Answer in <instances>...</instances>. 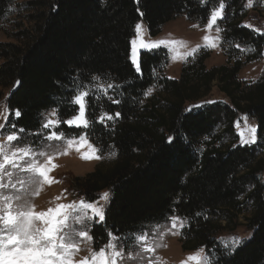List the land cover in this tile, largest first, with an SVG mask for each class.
I'll list each match as a JSON object with an SVG mask.
<instances>
[{
  "label": "trees",
  "instance_id": "trees-1",
  "mask_svg": "<svg viewBox=\"0 0 264 264\" xmlns=\"http://www.w3.org/2000/svg\"><path fill=\"white\" fill-rule=\"evenodd\" d=\"M11 1L0 0V23ZM221 2L225 14L219 25L228 64L209 68L210 51L204 50L173 79L164 74L168 50L157 48L140 53L137 71L130 52L140 20L156 36L180 14L206 22ZM243 8L244 0H54L31 31H22L16 42H0V86L10 89L9 125L24 133L38 132L43 114L56 109L61 122L57 130L63 135L86 132L101 153L105 146L116 149L110 167L99 164L70 183L88 201L111 190L104 221L91 228L95 247L103 246L109 233H134L176 215L186 219L182 250L204 249L211 264H264V183L256 177L264 168L260 143L227 149L214 145L226 136L237 137L239 113L257 120L258 136L264 140V77L247 85L239 81L245 62L234 53L240 44L253 50L247 61L259 58L264 34L243 25ZM93 77L117 87L106 96H88V128L69 126L64 121L77 113L78 106L71 103L77 85ZM214 85L229 104L188 108ZM152 87L156 91L148 95ZM17 110L19 117L14 115ZM104 113L114 119L100 123ZM248 204L252 215L247 224L253 234L228 251L217 235L235 230Z\"/></svg>",
  "mask_w": 264,
  "mask_h": 264
},
{
  "label": "rangeland",
  "instance_id": "rangeland-1",
  "mask_svg": "<svg viewBox=\"0 0 264 264\" xmlns=\"http://www.w3.org/2000/svg\"><path fill=\"white\" fill-rule=\"evenodd\" d=\"M37 1V2H36ZM202 3H206L207 0H200ZM54 0H12L8 7V12L0 23V42H16L22 31H31L32 27L36 25V21L39 22L38 17L42 13H47L52 9ZM221 4V3H220ZM220 4L216 6L213 10L219 8ZM213 12V11H212ZM212 14V13H211ZM225 14V3H223V16ZM244 19L242 21L243 25L254 29L258 33L264 34V0H244V8L242 10ZM222 18H218L215 23L211 22V15L209 19L202 23L199 20L190 19L185 13L174 17L172 20L166 22L161 27V32L153 36L144 20H140L134 30V35L131 38V52L130 58L135 67L139 64L140 53L144 50H152L157 48H165L169 52V62L164 69V74L169 78L177 79L180 76L183 65L186 62L197 57L202 51H210V57L206 60V65L211 68L214 66H220L223 64H228L229 58L225 51V45L222 39V30L219 25V21ZM37 22V23H38ZM211 24V27L209 25ZM137 25L141 28L137 32ZM219 29V30H218ZM209 37L208 41H205L204 37ZM135 40L136 44L133 45L132 41ZM141 41L147 44L158 43L160 41H166L169 43H161L156 48L145 49L141 47ZM172 41L182 42L173 44ZM208 46H205V45ZM198 50L194 55L186 56L188 52L192 49L197 48ZM229 44H226V49H228ZM234 51L236 58H241L245 63L238 73V79L245 85L257 82L264 77V50L262 56L254 60L247 61V55L252 53V49L249 47H244L240 44H236ZM186 56V58H184ZM3 59L0 58V64ZM94 78V77H93ZM108 85H112L108 88ZM99 86H103L107 89L106 92L98 91ZM77 91L87 90L89 95L98 93L102 95H109L110 92L114 91L117 87L116 84L112 82H107L99 77V80H94L88 84H78ZM9 88L0 86V144L6 143L7 134L11 133L13 129L9 125V118L11 111L8 107V96ZM156 91V88L152 87L148 91V95H152ZM88 95V96H89ZM86 101V117H87V98ZM214 102H223L229 104L228 97L219 90L217 85L213 86L212 91L209 95L202 98L197 103H191L188 108L194 106H200L203 104H210ZM55 111L56 115H52ZM77 114V113H76ZM75 114V115H76ZM75 115L67 118L71 119ZM112 116L111 114H108ZM100 117V116H99ZM114 119V116H112ZM116 117V116H115ZM247 117L245 122L244 118ZM88 119V117H87ZM105 120L107 121H112ZM48 120L59 121L58 124H54L50 129L41 128L38 132H27L19 133L20 140L14 141L13 146L28 145L35 153H46V156H36V159L40 161L43 165L47 161V157H53L50 164L47 167L51 169L48 175L53 179L54 183H47L42 178L37 177L34 181L30 179L32 173L21 172L20 176L25 180L23 186L17 185L18 194L23 197L24 201H27L30 205L35 206V211L46 212L48 209H55L58 205L73 204L79 205L80 201L85 202H96V206L103 207L104 218L105 211L109 203L111 190L105 189L99 193V196L94 201H88L83 198L77 191L70 187L71 180L77 175H85L86 173L93 171L96 166L101 164L104 168L110 167L116 159V149L112 146L104 148V152L101 153L99 148L88 139V142L93 145L97 152L95 156L99 158L84 159L85 154H92L91 148L87 145L79 148L78 145L69 147L66 140L73 139L79 140L81 136L86 134L83 133L78 137H67L64 135L63 140L56 139H46L50 132H57V128L60 126L61 122L57 115L56 109H50L43 114V124L47 123ZM65 120V121H66ZM99 120V119H98ZM89 121V120H88ZM237 121H239V127L236 126ZM42 124V125H43ZM90 124V123H89ZM249 127L256 128L255 133V143L241 144L240 132L244 133V137L249 139L251 134L248 132ZM222 127L217 129L220 133ZM234 130L237 137L226 136L223 140L214 143V145L227 149L229 147L245 146V145H257L258 153L260 157L264 160V140L258 136V122L257 120L248 115L247 113H239L234 122ZM209 141V140H207ZM66 153V154H65ZM55 165V167H53ZM258 180L264 183V168L258 172ZM13 191L9 189L6 194H12ZM104 193H108V199H101ZM59 198V199H57ZM68 224L67 228H84L88 232V236L91 239L80 238L77 243L79 246V251L75 252L73 256L74 264H79L81 260L85 257L91 258V254L97 251L100 247H95L93 243V238L91 235V228L97 222L98 218L91 221L85 220V226L79 224V222L74 218L77 213L73 209H68ZM91 216V213H88ZM252 215V209L248 204L244 214L239 217V226L235 230H222L218 233L217 239L219 242L228 250L232 251L237 246H239L245 240H248L252 234L253 229H251L247 222L248 218ZM179 217L176 215L170 216L165 222L151 223L146 226L139 228L134 233L116 236L113 234L117 244L118 249L123 253V258L119 261V264H182V262L187 261L189 257L200 255L201 257L207 256L204 249H198L194 251H184L181 248L180 236L183 227L186 224V219L181 218L183 222V227H179V221L177 222V227L173 229L171 227V218ZM35 226L38 228H45L47 225L43 221H35ZM146 234L149 241L155 247L154 252H142L140 246L136 242V237ZM235 238L236 242H233ZM108 241L103 245H107ZM101 246V247H103ZM188 264H195L194 261H188Z\"/></svg>",
  "mask_w": 264,
  "mask_h": 264
},
{
  "label": "snow or ice",
  "instance_id": "snow-or-ice-1",
  "mask_svg": "<svg viewBox=\"0 0 264 264\" xmlns=\"http://www.w3.org/2000/svg\"><path fill=\"white\" fill-rule=\"evenodd\" d=\"M222 16L223 3L221 2L219 8L213 10L211 14V22L214 24ZM209 27H211V24ZM140 28L141 26L137 25V32H139ZM204 39L208 41L210 38L206 36ZM132 43L135 45L136 41L133 40ZM161 43L169 42L160 41L147 44L141 41L140 46L149 49L156 48ZM170 43L177 44L182 42L172 41ZM205 46L208 45L206 44ZM198 48L199 46L192 49L186 56L194 55ZM137 71H139V64H137ZM93 79L99 80V77H94ZM111 87L112 85H108V88ZM98 91L106 92L107 89L99 86ZM88 95L89 92L87 90H79L77 92L71 101L73 105L78 106L77 114L73 118L64 121V123L77 128L89 127L85 101ZM118 102L113 101V103ZM14 115L19 117L20 112L17 110ZM52 115H56L55 111H53ZM116 116H119V113H116ZM105 118L107 120L113 119L112 116L104 113L99 117V122L103 123ZM244 120L246 122L247 117ZM58 123L59 121L48 120L47 123L42 125V128L50 129L54 124ZM236 126L239 127V121H237ZM2 127L3 125H0V128ZM10 127L13 131L7 134L6 143L0 144V264H74L73 256L75 252L80 250L77 241L80 238L91 239V237L88 236V232L83 227L79 229L75 226L67 228L68 215L66 210L73 209L77 213L74 218L80 225L85 226L86 219L91 221L98 218L97 222L104 221L103 207L98 208L96 202L80 201L79 205L75 203L61 204L55 209L37 213L35 206L24 201L23 197L18 194L17 185L23 186L25 184V180L20 176V173H32L33 175L30 179L33 181L40 177L49 184L54 183L55 181L48 175L51 169L47 167L53 157L48 156L46 163L42 165L36 159V156H46V153H35L28 145L13 146L12 142L20 140L18 132L23 133L24 129L15 130V124L10 125ZM248 132L251 134L249 139L244 137L243 132L239 133L241 144L255 143L256 128L249 127ZM46 139L63 140L65 138L62 132H50ZM169 142H171V138H169ZM66 143L69 147L78 145V151L84 145L91 148L92 154H85L83 156L84 159L99 158L95 156L97 149L88 142L86 135L81 136L79 140L68 139ZM9 189L16 191H13L12 194H6ZM108 196V193H104L101 199L107 200ZM89 212L91 216L88 215ZM35 221H43L47 227L38 228L35 226ZM178 221L180 222L179 227L182 228L184 226L180 217H172L171 227L173 229L177 227ZM135 239L142 252L155 251V247L146 234H142ZM114 240L113 234L109 233V243L92 252L91 258L85 257L79 264H119V261L123 258V253L118 249ZM233 242H236L235 238H233ZM188 261H194L195 264H211V257L195 255L189 257L182 264H188Z\"/></svg>",
  "mask_w": 264,
  "mask_h": 264
}]
</instances>
